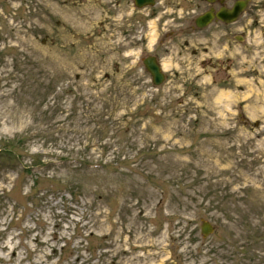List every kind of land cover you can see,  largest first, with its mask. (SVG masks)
I'll return each mask as SVG.
<instances>
[{"label":"rangeland","instance_id":"1","mask_svg":"<svg viewBox=\"0 0 264 264\" xmlns=\"http://www.w3.org/2000/svg\"><path fill=\"white\" fill-rule=\"evenodd\" d=\"M207 8L0 0V264H264V0Z\"/></svg>","mask_w":264,"mask_h":264},{"label":"water","instance_id":"2","mask_svg":"<svg viewBox=\"0 0 264 264\" xmlns=\"http://www.w3.org/2000/svg\"><path fill=\"white\" fill-rule=\"evenodd\" d=\"M208 2H213L214 0H207ZM216 1V0H215ZM226 0H219L220 3H223ZM134 4L137 8H141L144 6H152L154 4L153 0H134ZM247 6V1H239L236 2L231 10H226L225 8H221L220 11L215 15V18L224 23H233L237 20L239 15L243 12V10ZM211 13H207L206 15L198 18L195 22L197 27L202 28L205 27L211 18ZM144 66L148 73L151 75L153 81L152 83L155 86L160 85L163 82V75L160 73V70L153 59H147L144 61ZM211 232L210 227L207 224H203L202 233L203 235H207Z\"/></svg>","mask_w":264,"mask_h":264},{"label":"trees","instance_id":"3","mask_svg":"<svg viewBox=\"0 0 264 264\" xmlns=\"http://www.w3.org/2000/svg\"><path fill=\"white\" fill-rule=\"evenodd\" d=\"M23 170H24V171H25V170L27 171L28 169L25 168V169H23ZM36 180H37V179H36ZM36 180H34V182H33V186H35V187H34L35 189L33 190L34 192H32V193L30 192V193H29L28 195H26L25 198H24V199H27V198H28L30 203H31L32 198H35L36 195H37V194H35V192H36V190H37L36 185L38 184V183L36 182ZM37 181H38V180H37ZM16 184H17V182H16ZM15 190H16V185L13 186V189H12V191H11L10 193L14 194V193H15ZM6 196H7V195H6ZM1 197L4 199L3 195H2ZM1 197H0V200H2ZM8 197H9V196H8Z\"/></svg>","mask_w":264,"mask_h":264},{"label":"flooded vegetation","instance_id":"4","mask_svg":"<svg viewBox=\"0 0 264 264\" xmlns=\"http://www.w3.org/2000/svg\"><path fill=\"white\" fill-rule=\"evenodd\" d=\"M210 9H212V10H213V12L215 13V3L212 5V7H208V9H207V10H210Z\"/></svg>","mask_w":264,"mask_h":264}]
</instances>
